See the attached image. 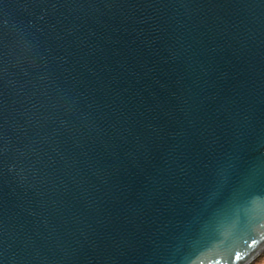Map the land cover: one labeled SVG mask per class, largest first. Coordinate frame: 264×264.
I'll list each match as a JSON object with an SVG mask.
<instances>
[{
  "label": "water",
  "instance_id": "1",
  "mask_svg": "<svg viewBox=\"0 0 264 264\" xmlns=\"http://www.w3.org/2000/svg\"><path fill=\"white\" fill-rule=\"evenodd\" d=\"M264 0H0V264H253Z\"/></svg>",
  "mask_w": 264,
  "mask_h": 264
},
{
  "label": "snow or ice",
  "instance_id": "2",
  "mask_svg": "<svg viewBox=\"0 0 264 264\" xmlns=\"http://www.w3.org/2000/svg\"><path fill=\"white\" fill-rule=\"evenodd\" d=\"M230 171L222 169L212 190V198L227 190L228 197L264 196V176L257 174L254 165L241 167L239 164L229 166Z\"/></svg>",
  "mask_w": 264,
  "mask_h": 264
},
{
  "label": "rangeland",
  "instance_id": "3",
  "mask_svg": "<svg viewBox=\"0 0 264 264\" xmlns=\"http://www.w3.org/2000/svg\"><path fill=\"white\" fill-rule=\"evenodd\" d=\"M253 264H264V254L256 260Z\"/></svg>",
  "mask_w": 264,
  "mask_h": 264
}]
</instances>
